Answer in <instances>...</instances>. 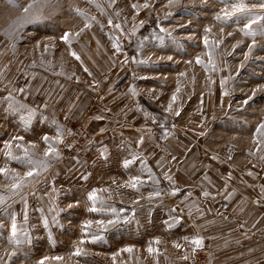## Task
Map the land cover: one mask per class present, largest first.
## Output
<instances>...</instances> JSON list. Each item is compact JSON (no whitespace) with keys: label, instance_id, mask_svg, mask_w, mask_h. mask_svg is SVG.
<instances>
[{"label":"rangeland","instance_id":"1","mask_svg":"<svg viewBox=\"0 0 264 264\" xmlns=\"http://www.w3.org/2000/svg\"><path fill=\"white\" fill-rule=\"evenodd\" d=\"M30 3L33 0H0V168L9 176L23 177L28 166L5 157L6 141L23 137L12 141L13 155L23 156L15 147L19 143L42 160L47 145L41 137L54 141L57 126L63 140L66 135L63 123L28 104L21 91L11 92L25 88L26 75L33 71L57 77L93 111L110 105L114 90L125 91L137 102L143 95V110L171 125L163 127L164 151L212 150L264 179V144L258 148L255 142L264 140L256 135L264 123V33L259 25H253V36H246L240 31L245 21H217L224 7L218 0H41L25 14ZM25 15L39 19L12 36L4 35ZM65 33L69 42L62 39ZM9 94L36 110L27 130L19 115L7 110L4 98ZM89 118L75 121L90 135L84 147L65 158L62 143H57L59 158L15 195L9 191L12 181L0 174V195L6 197L0 205V264H38L45 257L44 264H179L177 250H162L161 240L159 249L154 243L161 228L148 219L155 202L144 168L138 159L123 167L125 160L137 157L138 148L116 136L96 135L86 127ZM131 177H139L143 185L131 188ZM162 186L165 190V178ZM93 191L105 204L98 212L88 210ZM13 217L18 229L28 234L18 245L8 242ZM88 221L92 223L85 229ZM93 235L99 236L95 242ZM149 246L158 254H149ZM127 248L131 252L124 251ZM77 249L83 254L74 255Z\"/></svg>","mask_w":264,"mask_h":264},{"label":"crops","instance_id":"2","mask_svg":"<svg viewBox=\"0 0 264 264\" xmlns=\"http://www.w3.org/2000/svg\"><path fill=\"white\" fill-rule=\"evenodd\" d=\"M57 79L30 71L21 95L59 123L66 116L74 121L90 117L88 126L82 124L96 135L116 136L138 148L147 190H153L152 203H157L148 219L160 225L161 233L157 232L154 239L162 241V250H177L178 263L183 260L186 264L184 257L190 258L195 247L190 240L199 237L205 252L203 264H264V179L260 175L245 172L212 150L164 151L163 127L171 125L157 122L153 114L143 110V95H138L137 102L125 91L120 94L114 90L109 107H103L106 112L93 111ZM19 90L11 88L16 95ZM114 130L117 133L113 134ZM168 136H173L171 131ZM156 247L159 249L158 243Z\"/></svg>","mask_w":264,"mask_h":264},{"label":"snow or ice","instance_id":"3","mask_svg":"<svg viewBox=\"0 0 264 264\" xmlns=\"http://www.w3.org/2000/svg\"><path fill=\"white\" fill-rule=\"evenodd\" d=\"M40 2L41 0H33V3H30L27 7L24 8V13L28 14L30 9L33 8L34 4L40 3ZM89 2L91 3L93 2V0H89ZM111 2H114V0H111ZM173 2L174 0H169L170 4H172ZM218 2L223 4L224 7L221 9V12L215 16V19L217 21H220L222 23H228L229 21H233V20L237 22L243 20L245 21V23L243 24V28L240 29V31L244 32L246 36L254 35L253 25H259L258 30L264 33V0H218ZM143 6L148 7L147 4H144ZM97 7H99V5H97ZM133 7L135 8L137 6L133 5ZM36 19H39V17L29 16V15L22 16L19 18L17 23L11 26V30L6 31L4 35L12 36L16 34L17 31L20 28H22L24 24L31 23L33 22V20H36ZM109 24L110 25L112 24L111 20H109ZM85 27H88V25L86 24ZM115 27L119 28L120 25L117 24L115 25ZM206 31H210V30L206 29ZM62 39L65 42H69V34L65 33ZM160 39H163V38L161 37ZM204 43H205V46L208 47L207 39H205ZM113 47L116 48L117 51H119V45L115 41L113 42ZM250 48H251V45H250ZM73 55L75 54L73 53ZM208 55H209V63L211 64L212 63L211 50H209ZM169 59H171V57H169ZM196 63L197 64L202 63L199 57H197ZM213 68H214V64H213ZM221 83L223 84L224 82L222 81ZM19 91L23 92L24 89H20ZM4 99L7 101V110L14 115H19L20 124L24 127L25 130H27L31 125V122H32L33 116L35 115L36 110L16 100L15 97H13L11 94H9V96L5 97ZM172 99L174 101L176 97L173 96ZM169 107H171V105H169ZM24 113H26V115ZM176 114L179 115L178 112ZM256 135L260 137H264V123H261L260 125L257 126ZM41 139L47 145V148L44 152V159L42 160L35 159L34 155L30 153L27 148H22V146L19 143H17L15 147L22 150L23 156L13 155L12 141L23 140V137L21 136L13 137L12 141L5 142L4 144L5 157L9 160L17 161L21 163L22 165L28 166V170L24 173L23 177H20L18 175L9 176L8 170L6 168H0V174L4 175L6 178L12 181L10 188H9V191L11 192V194L15 195L18 191H20L25 186V183L29 179H34L36 176L39 175L41 171L45 170L53 160L59 158V152L55 145L57 143H63V130L57 126L56 138L54 141L52 140V138L48 137L47 135H44L43 137H41ZM139 142L142 143L143 138H141ZM255 142L257 143L258 148L261 144H264V140H255ZM135 159H139V157H133L132 160H125L123 162V167L127 168L129 165L133 163ZM149 179H151V176H149ZM169 179L171 178L169 177ZM143 183L144 181H142L139 177H131L130 180L128 181V186H130L133 189H136L138 188V186H142ZM155 194L158 196L160 193L157 191ZM172 194H175V190L173 191ZM204 195H207V193H204ZM5 200H6V197L3 195H0V205H3L5 203ZM88 200L91 201L92 203V207L88 209L90 212H98L102 208L105 207L104 201L98 197L96 191L89 193ZM71 207L72 205L70 204L69 208ZM113 211L115 210L113 209ZM115 222L116 221L109 220L108 224H113ZM91 223H92L91 221H88L84 225V228L86 229L90 227ZM96 223L98 225L104 226V221L102 220H98L96 221ZM44 226L45 228H47L48 226L46 220L44 221ZM85 235H87V233H85ZM21 236H23L24 239L28 238V234L26 231L18 229L16 219L15 217H13L12 223H11V236L8 242L18 245L22 242ZM97 239H99V236L93 235L92 242H95ZM80 243L83 244L85 243V241L81 240ZM154 243H159V241H155ZM190 243L195 246L193 248V251L195 252L196 249L202 246V239L199 237H194L190 240ZM175 246L179 247V245H175ZM124 251L131 252V249L127 248V249H124ZM147 251L149 252V254H153V253L158 254V250L152 248L151 246L147 248ZM81 254H83L81 249H77L74 253V255H77V256ZM9 255L11 258V256L14 255V253L9 254ZM45 259H47V257L41 259V261H39L38 264H44ZM52 259L59 260L61 258L53 257ZM184 259H187V257H184ZM9 264H10V261H9Z\"/></svg>","mask_w":264,"mask_h":264},{"label":"built area","instance_id":"4","mask_svg":"<svg viewBox=\"0 0 264 264\" xmlns=\"http://www.w3.org/2000/svg\"><path fill=\"white\" fill-rule=\"evenodd\" d=\"M64 127L66 128V135L61 145L62 153L65 158H72L76 153L84 147L88 142L90 135L88 132L77 122H75L70 117H64L62 120ZM157 203H153L150 209L152 213ZM205 252L203 249L198 248L193 252L192 256L189 258V264H199L201 259H204Z\"/></svg>","mask_w":264,"mask_h":264}]
</instances>
